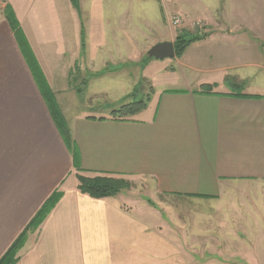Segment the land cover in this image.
Instances as JSON below:
<instances>
[{"label":"crops","instance_id":"obj_1","mask_svg":"<svg viewBox=\"0 0 264 264\" xmlns=\"http://www.w3.org/2000/svg\"><path fill=\"white\" fill-rule=\"evenodd\" d=\"M76 1L0 0V257L58 189L15 264H183L176 250L191 244V200L229 212L250 245L246 259L264 260V88L249 84L264 78V17L261 26L230 18L226 0H186L178 12L165 0ZM6 5L63 115L75 116L66 118L75 155L4 17ZM171 14L202 19L209 31L181 56L147 57L144 65L152 45L174 41ZM128 68H138L130 90ZM139 83L144 95L151 88L147 107L114 119ZM205 84L210 93L201 92ZM78 169L144 182L146 190L94 198L78 189Z\"/></svg>","mask_w":264,"mask_h":264},{"label":"rangeland","instance_id":"obj_2","mask_svg":"<svg viewBox=\"0 0 264 264\" xmlns=\"http://www.w3.org/2000/svg\"><path fill=\"white\" fill-rule=\"evenodd\" d=\"M174 2L173 11L178 12L181 11V9H184V1L186 0H165V2ZM192 2H198L197 0H189ZM187 1V2H189ZM202 2L214 1V0H201ZM237 2L236 9L232 14L231 11V0H226L227 3V12L225 13L228 17L231 18L233 16L238 21H244L249 22L256 26H261L260 24H257V20H263L261 17H264V0H235ZM189 4V3H188ZM207 12L206 14L211 13L210 5H207ZM216 13H213L215 16ZM232 14V15H231ZM180 17L183 19V22L179 25H173L171 22V17ZM187 15L182 14H171L170 15V22L173 25L175 29V37L177 33L182 31H187L190 35L194 34L197 36H204L209 31L208 23H206L202 19H194L192 20L188 19L186 17ZM189 17V16H188ZM190 18V17H189ZM200 20L204 25H206L205 29H200L198 27L197 30L192 26V23L194 21ZM185 21V22H184ZM184 23H187V25H183ZM187 27V28H186ZM192 28V29H191ZM192 33V34H191ZM257 36V35H256ZM259 37L257 36L256 39ZM175 39V38H174ZM256 45V44H255ZM264 43L260 41L258 42V46H263ZM264 52V49H263ZM144 62H147V56H144ZM172 58H166L163 60H153L158 61V63H161V61H171ZM138 72V68H128V75L125 81L123 83L126 85L127 90H130L134 83V72ZM129 73H132L129 74ZM255 83H249L252 86L261 87L264 88V78L262 75L258 74L254 77L252 80ZM257 83V84H256ZM261 83L262 85L258 84ZM247 86V83L245 85H242L239 87V89H236L238 92L240 90L245 89ZM112 87V86H111ZM142 87L141 83L136 87V89L133 91V96L129 100H140L145 97L144 94H142ZM80 110L79 107H73L70 109V112L74 113L76 111ZM69 122H71L75 116L68 115L66 117ZM130 187L126 190H130V188H135L138 191L145 192L146 189L145 183L138 182L137 184L134 182H130ZM123 190V191H124ZM147 202L155 206V203L151 201L149 198H147ZM245 201L247 200L246 197H244ZM229 201H220V203H227ZM238 204L242 203L240 199L236 200ZM187 205V203H184ZM214 203L209 201H194L191 200L189 202V209L190 212L186 213L190 216V231H191V244L189 247L187 244L181 245L177 247L179 256L181 257L179 262L183 264H250V262L246 259L248 257V251L245 249L246 247H249L250 245H247L245 242V235L242 234L244 232L243 228L238 227H232L234 226L231 223L230 219V213H226V215L223 217L222 214L220 215V212H216L214 208ZM180 214V217L182 216V212H178ZM188 218V217H187ZM182 219V218H181ZM181 233H179V236ZM244 242V243H242ZM240 257H237V256ZM244 257V258H243ZM254 264H264V260H252Z\"/></svg>","mask_w":264,"mask_h":264},{"label":"trees","instance_id":"obj_3","mask_svg":"<svg viewBox=\"0 0 264 264\" xmlns=\"http://www.w3.org/2000/svg\"><path fill=\"white\" fill-rule=\"evenodd\" d=\"M72 2L74 5L77 4L76 0H72ZM3 14L14 34L16 42L18 43L20 51L24 56V59L32 73L34 81L47 104L49 113L58 132L60 133L66 147L70 150V152H72L73 155H75V146L71 138L67 120L55 99L53 91L50 89L49 85L46 82L45 76L29 46V43L22 31V28L15 16L12 7L10 5H6L3 9ZM200 38L201 37L194 34L190 35L187 31L177 33L173 41L175 56H181V54L189 44L196 40H199ZM211 91V85L205 84L201 86V92L210 93ZM150 94L151 88L149 92L145 94L144 98L122 103L118 108L112 111V117L114 119H129L132 116L136 115L147 107L150 99ZM131 96H133V93ZM247 96L259 97L258 95ZM78 170L80 171V173H77L78 189L80 190V192L88 194L89 196L94 198L116 196L124 189L129 188L131 185L129 181L120 177H114L104 173L96 174L94 176H86L81 173L80 169ZM61 194V191L55 189L45 199V201L40 205V207L30 218V220L24 226L18 236L12 241L6 251L1 255L0 264H15L17 262V253L23 246L28 232L36 229L41 224V222L46 218L54 205L57 203V201L61 197Z\"/></svg>","mask_w":264,"mask_h":264},{"label":"water","instance_id":"obj_4","mask_svg":"<svg viewBox=\"0 0 264 264\" xmlns=\"http://www.w3.org/2000/svg\"><path fill=\"white\" fill-rule=\"evenodd\" d=\"M150 58L163 60L175 56L174 44L171 41H161L152 45L147 51Z\"/></svg>","mask_w":264,"mask_h":264},{"label":"built area","instance_id":"obj_5","mask_svg":"<svg viewBox=\"0 0 264 264\" xmlns=\"http://www.w3.org/2000/svg\"><path fill=\"white\" fill-rule=\"evenodd\" d=\"M167 1H169V0H167ZM171 22H172L173 25H179V24H181V23L183 22V19L180 18V17H174V16H172V17H171ZM184 22H185V21H184ZM183 25L185 26V25H187V23H184ZM192 26L195 28V30H197L198 27H199L200 29L202 28L203 30H206V29H205L206 25H204V23H202L200 20L194 21V22L192 23ZM186 28H187V27H186ZM191 29H192V28H191Z\"/></svg>","mask_w":264,"mask_h":264}]
</instances>
